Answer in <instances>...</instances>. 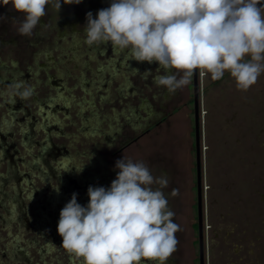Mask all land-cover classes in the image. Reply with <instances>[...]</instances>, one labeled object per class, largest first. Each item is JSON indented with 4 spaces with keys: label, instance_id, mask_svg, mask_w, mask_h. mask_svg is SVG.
<instances>
[{
    "label": "rangeland",
    "instance_id": "obj_1",
    "mask_svg": "<svg viewBox=\"0 0 264 264\" xmlns=\"http://www.w3.org/2000/svg\"><path fill=\"white\" fill-rule=\"evenodd\" d=\"M110 2L82 0L79 4H64L61 0L58 12L46 7L47 15L32 35L22 36L17 28L23 15L0 0V27L6 30L4 40L11 41L0 57L9 63L20 62L19 78L26 80L21 67L33 70L28 84L34 88V94L26 104L32 106L33 114L41 115H34L38 119L34 140L45 141L47 134L40 128L48 130L58 123L67 138L58 137L59 130H51V146L63 144L69 150L68 155L57 159L51 147L47 159L52 171L41 164L40 169H35L32 164L39 159L40 147L34 143L35 149L28 153L31 141L22 138L19 141L24 147L19 145L14 176L7 173V166H0V264H69V258L72 264H80L52 239L60 236L57 225L64 207L53 200L54 194L63 192L61 185L72 186L77 188L79 200L88 197L89 186L109 188L118 172L116 161L123 157L145 163L154 177L166 176L169 181L163 192L180 230L176 233L177 250L166 264H200L193 77L189 85L169 94L154 83V77L167 74L156 62H136L127 50L114 49L113 60L120 57L119 61L131 66V70L120 74V84L133 87L135 69L144 72L145 68L148 80L146 97L135 103L146 107L143 118L147 120L148 132L121 156L111 157L108 153L110 141L92 137L96 129L110 134V120L119 119L120 112L110 113L108 105H98L95 111L80 107L81 98L91 102V98L98 96L107 99L106 104L110 102V43L88 46L83 30L86 14L91 12L96 18L97 12L109 7ZM260 3L264 5V0ZM49 79L69 90L60 95L71 106L67 105L68 112L51 114L52 119L46 123L47 108L37 100L50 94L56 96ZM200 99L206 264H264V72L246 92L236 88L227 72L217 81H212L210 75L200 78ZM54 106L52 110H57ZM136 114L141 116L131 111L126 115H131L134 122L138 120ZM23 115L27 116L26 111L19 110V124L29 133L33 116H28L24 124ZM84 153L91 159H86ZM83 166L94 169L86 174L80 171ZM11 176L19 180L5 185L1 177ZM43 179L44 182L39 181ZM173 189L177 190L175 194ZM36 190H45L38 201L32 197ZM54 210L58 215L55 220L50 217Z\"/></svg>",
    "mask_w": 264,
    "mask_h": 264
},
{
    "label": "clouds",
    "instance_id": "obj_2",
    "mask_svg": "<svg viewBox=\"0 0 264 264\" xmlns=\"http://www.w3.org/2000/svg\"><path fill=\"white\" fill-rule=\"evenodd\" d=\"M2 2L23 15L17 28L22 36L32 35L47 15L46 7L56 12L61 8V0ZM86 21L88 46L110 43L127 50L136 62H156L167 74L154 77V83L169 94L189 85L196 70L201 80L210 75L212 81L227 72L245 92L264 72L260 0H111L96 18L87 13ZM33 94L26 82L8 85L10 98L27 101ZM115 167L118 172L109 188L89 186L86 206L73 193L61 209V247L80 264H166L177 250L180 230L163 192L167 177H154L145 163L124 157ZM153 184L159 187L153 189Z\"/></svg>",
    "mask_w": 264,
    "mask_h": 264
},
{
    "label": "flooded vegetation",
    "instance_id": "obj_3",
    "mask_svg": "<svg viewBox=\"0 0 264 264\" xmlns=\"http://www.w3.org/2000/svg\"><path fill=\"white\" fill-rule=\"evenodd\" d=\"M7 15L9 16L8 13ZM5 32L6 30H4L3 27H0V53L3 51L5 47H8V45L11 42V41L4 40V38H6ZM28 46L34 47V44H29ZM115 55L116 54L114 53V48H112L110 44V102L106 104V102H108L107 99H104L103 97H100L99 99L98 96H96L95 98H91L92 99L91 102H88L87 100H84L82 98L79 100V101H82V104L80 105V107L85 108L86 106V108H88L90 111L98 110L97 109L98 105H103V106L108 105L110 106V113L120 112V114L118 115L119 119L114 120V121H112V119L110 120V134H108L105 130H102L100 128H99L100 132H98V129H96L97 131L95 130L94 133L92 134L93 138H98V139L104 138L107 141H110V145L107 146V148H110V151L108 153H110L111 157L123 155L124 152L127 149H129V147H131L134 143L139 141L148 132L147 125H146L147 120L146 118H143L144 115L146 114V109H145L146 107L144 105L137 106L135 104L136 100L141 102V98L146 97V83L148 82V80L146 78L145 68H144V72H141L140 69L139 71L136 69L134 70L132 74L133 81L131 82L133 87H131V85L120 84L119 83L120 74H122L124 70H127V71L131 70V66L130 64L127 65L126 61H119L121 60L120 57H118L119 59L117 60L115 59L113 60L114 58L113 56ZM143 63L145 64L146 62H143ZM19 65H20V62L18 61L9 63V62L2 60V57H0V151L2 153V159H0V166L2 165L7 166V173L11 175L15 174L14 171L16 170V166L18 165L16 156L19 155L20 146L24 147L23 144L20 143L19 140L21 139V142H22V138H27L31 141V144L29 146V150L30 149L31 150L30 152L28 150V153H32V150L35 147L34 146L35 144H37V146L40 147V150L38 151V155H40L39 159L36 163L34 162L32 164L33 166L32 168L40 169L38 167H40V164H41L42 166L45 167V170L51 172L52 167L50 166V163H49L50 159H47V157L49 158L51 150L53 149L52 155L57 159H59L61 156H64V155L66 156L69 154V150L66 145H63V144L56 145L55 144L51 146V144L53 143L51 133L52 131L56 132L59 130L60 135L58 137H63V138H67V137L63 135V130L59 129L58 123H57V125H53V128L49 127L48 130L45 128H40L44 133L47 134L46 135L47 138L42 143L38 141L35 142L34 140L35 127L34 126L38 121L36 117H41V115L33 114L32 106L27 105L26 101L21 102L19 98L13 99L7 95L8 85L14 82H20V79L26 83H30L31 81V78L33 76V70L27 67L26 68L24 67L25 69L21 67L20 71H22L23 74L24 73L26 74V80L19 78V72H18ZM111 66H113L114 69H111ZM51 81L52 80L49 79V84L50 86L54 87L53 91L57 93L56 96L52 97V95L50 94L46 96V98L43 100H40V99L37 100V103L41 101L42 103H40V105L45 106V108H47V111L45 112V116L47 117L44 118V122L46 123L50 122V120L52 119L51 114L55 116V113H60L61 111L68 112L69 110H68L67 105L71 106L69 102H67V100H64L63 97L61 96L63 92L65 93V91L68 92L69 90L67 88L65 90V88L62 87L61 85L56 86L55 85L56 83L55 84L51 83ZM136 92H138V97L135 96ZM84 94L92 96L91 94H86V93ZM97 101H99L100 103L98 104ZM145 101L146 100L144 99L143 102ZM131 103H134L132 104V106L134 107L133 110H131L130 108ZM53 105H55L54 107L57 108V110L55 109L52 110ZM19 110H25L27 114V116L23 115V117H21L22 118L21 123L25 124L27 117L30 115L33 116L32 124H31L32 125L31 131L29 133H26L25 129L21 126L22 124H19V120H18ZM99 110H103V109H99ZM129 111L138 112L141 114V116L136 114V117L138 118V120L133 122L131 120V115H128V116L126 115L127 112ZM103 122L104 121H102L101 123L99 122L98 127L102 126ZM141 122H144V125H142ZM115 124L117 125L114 126ZM20 127H21V130L18 131ZM84 157L86 159H91L86 153H84ZM82 168H81L82 170L81 172L86 173V174H88L89 171L94 169L93 166H89V167L83 166ZM53 170H56V169H53ZM61 170L64 171V175L67 177L68 173L66 172V170L62 168ZM1 179L4 183H6L5 185H8L9 183H15L14 180L16 178L14 177L12 178L11 176V178L7 177L3 179L1 177ZM17 180L19 179L17 178L16 181ZM39 181L44 182L45 179L39 180ZM76 186L78 185L76 184ZM60 188L63 190V192L61 191L62 196L61 194L59 195V193H55L53 200L57 202L60 206H65L70 201L72 194L77 193L78 191L76 187L72 188V186L67 187L66 185H61ZM44 191L45 190L34 191L33 192L34 195L32 196V197L34 196L36 197L34 201L35 200L38 201L39 198L42 197V194L44 193ZM83 201L86 202L85 205H87L89 202V197H86V198L84 197L83 199H79V200L77 199V202L80 205ZM47 202L48 204L52 203L49 201ZM44 208H47V207H44ZM50 217L53 218V220H55V218L58 217L57 212L54 210L53 214H51ZM55 234L56 233H54V235ZM52 239L55 240L57 244L61 247L62 237L59 236L57 238L55 236ZM68 261H70L69 264H72L73 262V260H71L70 258L68 259Z\"/></svg>",
    "mask_w": 264,
    "mask_h": 264
},
{
    "label": "water",
    "instance_id": "obj_4",
    "mask_svg": "<svg viewBox=\"0 0 264 264\" xmlns=\"http://www.w3.org/2000/svg\"><path fill=\"white\" fill-rule=\"evenodd\" d=\"M194 105H195V151L197 171V211H198V233H199V258L200 264H206L205 244V221H204V179L202 168V114L200 99V77L199 70L193 75Z\"/></svg>",
    "mask_w": 264,
    "mask_h": 264
},
{
    "label": "trees",
    "instance_id": "obj_5",
    "mask_svg": "<svg viewBox=\"0 0 264 264\" xmlns=\"http://www.w3.org/2000/svg\"><path fill=\"white\" fill-rule=\"evenodd\" d=\"M196 228H198V225H196Z\"/></svg>",
    "mask_w": 264,
    "mask_h": 264
}]
</instances>
